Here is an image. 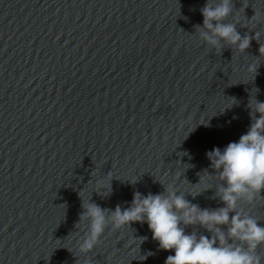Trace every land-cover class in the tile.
Segmentation results:
<instances>
[{"label":"clouds","instance_id":"obj_1","mask_svg":"<svg viewBox=\"0 0 264 264\" xmlns=\"http://www.w3.org/2000/svg\"><path fill=\"white\" fill-rule=\"evenodd\" d=\"M243 7L246 8L245 5ZM234 9L233 0H207L200 9L203 23L195 26L199 39L210 48H219L223 43L241 53L251 46L253 39L260 43L259 32L254 36L248 33L242 36L237 31L239 21L235 18L228 20ZM254 13L249 21L264 22V13L255 9ZM259 53L264 56L262 43ZM258 66L253 62L247 67L254 79ZM232 100V105L237 103L234 97ZM248 109L252 122L239 141L230 142L223 150L216 147L206 153L214 174L207 170L204 172L218 177L220 183L215 188L213 199L218 198L223 207L201 208L186 199L176 186H165L161 182L163 192L143 195L135 191L130 205L123 209L117 205L110 210L95 202L85 204L82 201L79 223L87 220L88 226L79 242L80 252H91L109 225L113 229H121L133 223H146L159 249L174 252L167 256L164 264H261L264 257L258 254L257 249L264 245V226L251 211H246L245 206L250 208L258 200H264L261 195L264 192V102L250 97ZM201 179L200 175L197 184ZM111 181L107 195L112 191ZM96 183L99 185L102 181L97 180ZM209 189L212 188L205 187L196 195ZM197 225L206 229L210 237L198 235L196 231L186 233L187 227ZM135 239L139 240L140 246L147 237ZM153 254L148 252L140 256V260H146Z\"/></svg>","mask_w":264,"mask_h":264}]
</instances>
